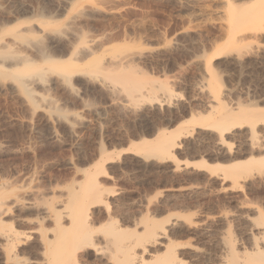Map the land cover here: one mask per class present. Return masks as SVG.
I'll return each mask as SVG.
<instances>
[{"label":"rangeland","instance_id":"374dc122","mask_svg":"<svg viewBox=\"0 0 264 264\" xmlns=\"http://www.w3.org/2000/svg\"><path fill=\"white\" fill-rule=\"evenodd\" d=\"M256 5L244 6L242 16L262 15V1ZM227 13L224 0H0V183L80 181L78 170L106 155L112 159L98 180L111 211L95 209L96 226L115 220L130 228L144 217L156 227L176 225L167 237L172 246L214 252L224 234L241 243L248 208H261L264 224V164L246 166L242 187L231 189L220 166L250 157L245 137L232 132L219 148L214 131L191 121L208 116L211 85L221 112L264 115V31L232 43ZM219 47L225 51L213 57ZM125 72L141 81L139 92L110 79ZM177 128L186 134L175 160L157 163L133 151ZM254 131L264 138V125ZM201 158L204 167L192 163ZM28 212H12L7 227L26 232L17 219L32 218ZM189 218L209 234L178 226ZM219 218L226 223L217 225Z\"/></svg>","mask_w":264,"mask_h":264},{"label":"bare ground","instance_id":"6f19581e","mask_svg":"<svg viewBox=\"0 0 264 264\" xmlns=\"http://www.w3.org/2000/svg\"><path fill=\"white\" fill-rule=\"evenodd\" d=\"M261 1L262 15L257 11L255 14L254 10V13H251L249 8L251 11L250 14L248 13L249 16H242L246 11L243 9L244 6L254 7ZM224 4L229 13L227 14L230 26L232 25V29L235 30L229 31L227 39L230 42L241 43L252 36L258 38L256 32L264 31V0H224ZM234 23L237 26L235 28ZM223 48L225 47L217 48L213 57L223 54L221 51ZM0 54L2 55L3 52ZM10 54H8L9 58L12 55ZM12 58L17 60L15 56ZM43 58L50 60L45 56ZM26 61H23L24 65H27ZM209 62L208 60L207 63ZM20 76L19 80L22 74ZM210 76L215 80L212 74ZM110 79L122 84L125 92L132 95L141 88V81L131 73H119L118 76L112 75ZM19 86L22 92L30 97L25 85L20 83ZM210 88L213 97L207 103V108L210 110L208 116L193 117L191 121L205 123L204 126L208 130L214 131L215 144L219 148L224 146L225 139L232 132H234L232 136L245 137L244 145L250 157L244 161L220 166L225 172V180L232 182L231 189L239 188L240 181L248 176L246 166L264 164V138L262 139V136H258L254 131L255 127L264 125L263 111L239 107L236 111L221 112L223 105L218 91L212 85ZM183 134L186 133L181 132L179 128L158 133L152 140H146L141 145L134 144L132 148L146 160L153 159L157 163L175 160V153L177 154L180 148V138L184 136ZM227 152L231 153V147ZM254 153L258 158L252 157ZM111 159L105 155L87 168L81 170L78 168L79 173H82L80 181L74 179L67 181L65 178L64 182L54 180L55 182L44 184L43 187L37 184L27 187L25 185V188L1 181L0 264H264V224L262 225L261 221L263 216V212H260L261 208L260 211L258 208H248L245 211L246 215L243 218L249 223V229L244 231L243 239L239 237L241 243L234 240L233 236L231 239L227 238V234L226 237L225 234L219 235L214 240L218 248L214 252L212 251L215 249H211L212 251L207 248L202 249L188 244L189 242L172 246L167 237L172 227L176 226L173 223L167 228L156 227L157 222L140 217L131 222L130 228L128 226L121 228L115 220L96 226L95 209L103 208L107 214L111 211L109 200L107 201L103 196V188L98 180L101 175L106 174L104 163H108ZM192 163L204 167L202 158ZM14 211L33 213L32 218L17 219L18 225L28 226L26 232H20L18 229L17 231L12 226L7 227L6 223L10 221H5V218L12 212L14 214ZM14 216L20 218L22 215ZM185 220L187 224H178V226L184 227L186 233L201 238L209 234L204 224L193 223L190 218ZM215 220L217 225L226 223L221 218ZM99 232L104 236H99ZM28 243L30 245L25 248ZM90 254L93 257L91 262Z\"/></svg>","mask_w":264,"mask_h":264}]
</instances>
